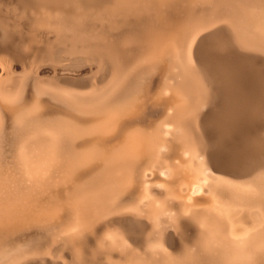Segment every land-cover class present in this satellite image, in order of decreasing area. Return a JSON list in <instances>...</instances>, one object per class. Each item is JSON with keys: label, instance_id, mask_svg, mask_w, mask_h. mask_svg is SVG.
<instances>
[{"label": "rangeland", "instance_id": "obj_1", "mask_svg": "<svg viewBox=\"0 0 264 264\" xmlns=\"http://www.w3.org/2000/svg\"><path fill=\"white\" fill-rule=\"evenodd\" d=\"M17 1L19 4L17 3ZM31 1L33 0H0V96L4 99H14L18 96L19 98H21L22 104L25 109L31 108L33 104H36V101L39 99L38 101L40 102L37 101V104L40 105V109H43L41 110L42 113H40L41 111L39 110L37 111L38 113L30 114V117L27 116L28 119L23 118L26 120H23L24 123L21 122V124L17 126L13 125L14 132H12L11 129V125L14 124L13 121L8 116H6V119V117H3L1 114L0 119L2 120H0V127H4L2 129H6V131H3L7 135H9L8 137L0 128V134L1 136L3 135L2 138L5 135L7 136V138H3V140L0 137V155L1 157L3 155L2 159L0 158V164L2 165L0 166L4 170L3 171L0 168L2 170L0 171V193L3 196L1 197L0 194L1 198H4L5 196L8 198L12 197L14 193L13 188L24 189L26 185L20 173L18 174L19 171L16 170L18 162L17 154L19 152V148L21 147H23V151L33 159H36V157L40 158L41 155L44 157L45 155L48 156V152H51V150L54 151V154L52 153L53 159L56 160L55 165H58L59 169L56 167V171L51 173L49 179L52 182L53 180L55 181L57 176L58 179H56V181L60 180V178L64 174V168L67 167L69 164L73 163L75 161V157L76 161H78V159L82 160L84 158L93 157V155L95 157V155L97 154L96 156H98L99 158L108 155V158L120 160L122 158L121 155L123 153L134 152L138 148L134 153L137 152V154H139V152H141L140 155L142 156L140 157L142 158H139L135 162V166L139 165V163L140 165L145 163L143 165L146 166V163L149 162L148 160L151 159V157H148V155H154L158 152L162 153L163 157H165L166 159L164 160L166 161V163L169 161V164L170 159H176L181 153L179 152V149H182L183 146L187 143L188 146L184 147L190 148V144L192 147L191 150H193L196 156V158L193 157V159L191 160L193 161L192 163L194 165L199 164L200 168L202 167V170H204H201V176H199L197 180L201 178L200 180H203L204 185L207 184V186L205 185L206 188H208L211 183L213 184V186L211 185L208 189H214L213 191L215 195L219 196V194H222L220 195L222 199H233L234 201L236 200L239 203H246L245 205L250 207L259 206V209H261L262 211L264 210V107L258 113H256L251 109H244L241 105H235L234 102L238 99L239 95L243 96L244 94L240 86L238 88L236 87L234 90L229 91L230 96L233 97V103L231 105H227L228 103L226 101L228 94L224 92L223 87L221 88V84L218 83L217 86L216 84L214 86L212 78L210 77L209 73L205 70L197 55L192 58V51H194V49L196 48L195 46L199 42H203L202 40L207 39L209 41H206L203 44L205 47H203L202 53L210 54L214 56L217 61L220 60L224 61L225 63L237 62L236 59L250 61L254 64L255 69L259 75V78L257 77V80L264 88V54L251 53L245 50L243 47V45H248V43H246L244 39L262 38L261 36H259L260 34L255 29H253V27L248 21L245 22L248 13L250 15L251 12H257L258 9H254L253 6L249 9V7H251L249 6L250 4L246 5L249 7H245L244 5L242 13V15H244V18L242 20L244 21L240 22L239 24L237 22L236 15H234L235 13L233 14V11L235 12V9L232 6L226 4H214L212 5V7L209 6L210 9H206L205 11L200 12L197 18H195L196 20L193 22V24L190 25L191 27L186 36L185 43H181L178 47L180 53L183 54L181 57L182 64L179 65V67H176L174 64L167 60L155 62L146 60L147 43L148 40L151 38L148 37V34H145L144 30L148 26L149 30H156L157 28V24L155 23L157 17L155 10H153L152 6L149 7L148 5V7L146 6V9L143 6L142 10L140 8L141 11L139 9H136L137 12L135 10V15H137V17L134 15L135 12L130 11L125 14V17H127L128 20H131L134 23L128 21L125 18V21L127 20V24L122 29L123 31L121 30V32L119 31L115 35L116 37L120 35V41L118 39H110L111 41H114L113 45L115 43V40L116 42H119H117L119 44L118 51L114 52L110 51V46H107L108 48H105L106 44L98 42V40L93 35H91V33L85 31L84 29L81 30V32L79 31L80 29H72L73 31L70 29H57V27H60V24H63L64 19L66 17L65 14H67V17L71 15L73 17L76 16L78 18L80 17L82 19H87L89 20V22H91V25L93 24V26L96 27L97 25L100 26L101 24L105 25V21H108L111 18L110 14L107 11L111 10L112 7L109 8L110 6L105 4H103V6L99 5L98 8L93 6H87L86 8L82 6L76 7L74 3H71L73 4L71 5L70 3H66L63 1L61 2V0H34L33 2ZM26 2L28 3L26 4ZM262 3L264 4V2ZM172 4L175 6H173ZM17 5H21L23 8H19ZM147 8H149L150 10H148ZM160 8L163 12L166 13L179 14L184 9V0H165L161 4ZM64 9L65 11H62ZM66 11L69 13H66ZM77 11L79 14L82 13V15L80 14L81 16H79ZM149 11H153L152 14L151 12L149 13ZM29 12H32V15H28ZM42 12L44 15L42 14ZM47 12L49 14H47ZM72 13L75 15H72ZM145 13L146 19H144L145 17L143 15ZM35 15L36 19L34 17ZM41 16L44 22H42L43 20H40ZM148 16H150L151 18ZM132 17H136L140 20L136 22ZM57 18L58 20L60 18V20L58 21ZM147 18L150 22L147 21ZM26 20L27 24L25 23ZM141 20H143V22ZM30 21L32 22V24L30 23ZM39 21H41L42 25L41 23H38ZM53 22L57 23L58 25H52L54 24ZM141 22L143 24H147L148 26L143 25ZM45 23H47L48 25H46ZM154 23L156 26L154 25ZM247 23H249V25ZM29 25L30 27L32 26L34 29L30 28ZM146 30H148V28ZM154 32L157 35V32ZM93 38H95L96 41ZM138 38L140 39V41ZM145 39L147 40V42ZM74 41L76 44H73ZM68 42L69 46L66 47V45H68L66 43ZM72 45L75 46L73 47ZM69 47H71V50L69 49ZM248 47L250 46L248 45ZM251 49L252 47L250 48V50ZM195 63H198V66L202 70H204L206 74V77L209 81L208 85L210 95L206 84L203 80L200 79V76L195 69ZM139 70H143V72L139 74ZM252 70L254 71V69H250L248 65L244 64V67L242 69L243 75L245 77L244 79H249L248 76H250V73L253 72ZM217 77L220 79L221 76ZM26 83L28 86L31 87L32 85H36L37 88L33 86L34 88L32 87V90V88L29 87L31 88L30 94L29 88ZM25 85L27 88H25ZM185 85L187 86L190 95L185 93ZM215 88L218 89L217 94L215 92ZM40 89L42 92L44 91L46 93L43 92V95ZM158 91L161 92V96L158 101L153 102V104L149 97L154 95ZM40 93L42 94V97ZM34 96L36 97L34 98ZM37 96L43 99H40L39 97L37 98ZM53 96L58 97L60 100L58 98H54L58 99V101L54 100ZM36 98L37 100H35ZM47 99H50L51 101ZM29 102L30 104H28ZM171 103L172 106L170 105ZM55 105H58L60 107L59 111V107H56ZM39 113L41 115L40 118V115H38ZM66 113H68L69 115L71 114L70 117L69 115L65 117L67 115ZM145 113H147L146 116L144 115ZM50 114L52 117H56L55 119L53 118L54 121L52 118L50 120ZM35 115L37 116L35 117ZM57 115H60V119H58ZM61 115H63V117H61ZM2 117L5 119H3ZM44 117H46V119ZM33 118L34 120L32 121ZM160 118L163 119L161 120ZM44 119L46 121H43ZM3 120H5L4 123H1L3 122ZM197 120L200 129H202L201 131L204 130L202 133L203 136L205 134H208L204 136V139L206 138V144L209 142L211 143V148L209 143V148L206 150L207 153L211 151V158L214 162L217 161L225 165L236 164L238 159L244 152L245 144H248L251 140H253L254 146L251 144V147L249 148L248 152L244 154V156L242 157L243 160L240 163V167H238V170H222L219 173H215L214 171L212 172L211 170L213 175L210 173L209 166L205 160L206 156L202 151V144L197 136ZM201 121L203 123H201ZM27 123H31V125L33 126H31L30 124L28 125ZM230 123L235 124L237 129L233 133L227 135ZM1 124H6V127L2 126ZM34 126L37 127L35 128ZM27 127L30 128L28 129ZM31 127H33V129H31ZM205 127L207 133L205 131ZM163 128L172 129L173 135L164 136V134L162 133ZM26 129L28 130L27 132ZM34 129H37L38 131H35ZM29 132H32L36 136L31 135V133ZM10 134H14L16 135V137H13V139ZM30 135L34 136L35 138L31 137ZM48 135H53V137L58 136V138L56 137L58 141H60V146L58 147L56 145L58 148L56 146L55 149L49 146L46 147L48 144L47 142H49L50 140V137L48 139ZM64 135L67 137H65ZM71 135L73 136L70 137ZM218 136L223 139V143L217 144L216 146H212V143L215 144L216 138ZM73 137H75L76 139L80 138V143L79 141H76V139H72ZM134 137L137 139V142H140V144H134L136 142H134ZM143 137L146 138L145 143L142 141L145 139ZM27 138L32 139L31 141H28ZM43 138H45V140ZM83 138L84 141H82ZM33 139L35 140V142ZM182 139L185 141L183 142ZM9 140H11V142H9ZM46 140L47 144L45 143ZM175 140V145H172V142ZM180 140L181 142H183V145H181L182 143L180 142ZM13 141H17V143H14ZM41 141L43 142L41 143ZM1 142L4 145H2ZM72 142L78 143H76L75 145ZM178 142H180V144H177ZM6 143H9L8 145L10 146L8 147ZM10 143L13 144L11 145ZM27 143H30L29 146L33 147L30 148ZM122 143H124V145H122ZM141 143H144V145H141ZM15 144L17 145L15 146ZM138 144L142 146V150L148 147V149L146 150L148 151V153L150 151L151 152L149 154L147 153L148 155H144L146 153H144L143 151L146 150L142 151L140 149L141 147H138ZM145 145L148 146L146 147ZM176 145L178 146L176 147ZM179 145L181 148L179 147ZM93 146L96 147L95 150ZM121 146L123 147V150H127L129 148L128 151L121 150ZM132 146H134L135 149ZM258 146H263V148H258ZM5 147H8L9 149ZM74 147H78V150L74 149ZM166 147L170 148V151H168L169 149L166 150ZM36 148L38 149V151ZM115 148L116 150L118 149V151H116ZM26 149H28L29 153ZM8 150L12 151H10V153H7L9 152ZM183 150L185 149L183 148L181 151ZM33 151L35 152L33 153ZM74 151L76 152V154ZM112 152L117 153L113 154ZM169 152H171V154H169ZM57 154L60 157H58ZM112 154L114 155V157H110ZM77 157L79 158L77 159ZM168 157H170L169 160ZM68 159L69 161L71 159V162H69V164ZM145 159L147 161H145ZM64 162L66 165L63 164ZM89 162L93 161H88V164ZM176 162L177 161L170 164L174 165ZM3 163L5 165H8V170L10 168L12 169H10V173H7L6 171L8 170L4 169L7 167L3 168ZM94 163L91 166L90 164L92 163L88 165L89 170H86V167L83 168V170L85 171L82 172H80L82 168L79 169V171H77L78 168L77 170L75 169V171H73L74 174L72 173V176L75 178V180L72 181L71 179L73 177H69V182L66 181L65 184L64 182H55V184L52 183L51 186H49V190L47 192L52 191L50 190V188H53L54 192H50L48 194L60 193L59 195L61 196L60 197L57 194L59 196V199H56V201H47L48 208H57L56 211L54 210V212L52 211L53 213L51 212L50 214V217L52 218H50V220L55 221L56 224H52L54 222L51 223L49 220H47V223L44 222L46 223V225H40L39 223V226L38 223H34L35 226H38L36 228L34 226L32 227L31 223L29 225L26 219V217L33 218L36 214L30 213L29 216H21L22 219H20L21 214L15 216L19 220H23L22 222L20 221L21 223L19 222L20 224H26V228L24 229V231L19 233V236L22 237V240L24 239V237L27 239V236H30L31 233H33L34 235L31 234L32 237L29 238L30 240L27 239L28 241H30L29 243L28 241H26V239L25 241L20 240L22 243L20 241L19 243L16 238L20 237H17V234V236H11V241L16 239V241H13L16 243L12 242L14 245L7 237L0 239V245L3 247L4 250H7V248L9 249L8 243L10 242V246L13 245L11 247L14 248L11 252H8L13 254L15 252L18 255L16 256L15 254V256L13 257L12 254L8 255V252H6L5 250V253H7L8 257L11 256V259L8 260L7 257V262H2L3 260H5L3 254L4 250L2 249V251L0 249V251H2L0 257H2L3 255V260L0 259L2 260L0 261L2 264H123L124 261L125 264L127 261L129 264H218L219 262V264H235L236 262V264H241V262H244L243 264H247V262L248 264H253L254 262V264H257V262L258 264H264V257H261L262 255L264 256V230L261 228L264 227V225L259 228H256L255 230L250 231L251 233L248 232L247 235L242 238L233 239V237L229 234L227 224L224 223L223 220L220 221L219 218L213 217L208 218L207 221L203 222L202 219L200 220V217H198V219H195L197 218L195 212L185 211L186 209H183L181 201H179V199H175L172 196L163 195L164 192L160 190L156 183H146L148 184L147 187L145 184H143L144 186L140 184L143 179L142 175L144 173L142 172L144 171L143 165V167L141 166V168H139V166H136L139 168V170H137L138 174L140 171L139 175L135 172V170L138 168L133 171V177L136 180H138L140 177L138 181L139 183L137 181L136 182L137 184H139V189L142 194L141 197H139L138 199L134 197L127 199L126 196L128 195L126 193V196L122 194L123 198L127 201H120L116 205L115 203H112L113 205L108 204L110 205L109 208L107 205L108 202L106 203L104 200H102L101 202L99 198V201L98 199H96L97 201L95 202V200L93 201L92 199V202L89 201V204L86 205V208L88 206L85 211L86 213H81L82 215L80 216V218L82 220L81 222L83 223V225H80V227L76 229L70 228V225L74 220V215H71V212H68L71 210L70 198L67 195H61L62 190L66 186L68 188L70 187V185H73V183L75 184L81 174V178L79 179H82V176L87 177L90 176L88 174L95 173V167L100 165L101 162L100 164L95 163L96 166ZM97 168H99V166ZM231 171L232 173H230ZM83 172L85 174H83ZM204 172L205 174L203 175ZM11 173H16V177L13 176ZM76 173H78L79 176H77ZM134 173H136V175L138 176H136ZM231 174L234 177H232ZM53 175H55L56 177ZM74 175L77 177H75ZM157 175L156 178L161 179V176L159 174ZM8 176H10V178ZM238 176H240L241 179ZM52 177H55V179L52 180ZM178 178L179 177H176L173 182L175 183V180H178ZM205 178L210 182L206 180L204 181ZM50 180L48 181L50 182ZM172 180L173 179H171V181ZM8 181L9 183L6 184V182ZM11 181L15 182H13L12 184ZM3 182L5 183L4 185H2ZM56 183H58L59 186H63L60 187L61 190L58 189L59 186ZM217 185L218 190L217 188H214ZM8 186H10V188H5ZM136 189H138V186L136 187ZM6 190L11 193L8 192V194ZM130 190H132V188ZM225 190L227 192L225 193L226 195H224L223 193ZM3 191L5 192L4 195ZM128 192L129 191L127 190V193ZM157 192L160 193V197L158 196L159 193ZM234 194H236L237 196H234ZM156 195L158 198L156 197ZM64 196L66 197V199L63 198ZM244 196H246V198ZM165 197L166 199H163ZM206 198L207 197H204L202 199V197H200V200H204ZM61 199L64 202L63 205L62 201H60ZM153 199H155V201ZM39 201L41 202L40 199L38 200V202ZM173 201L176 204H174ZM99 202L103 205H100ZM121 203L123 205H121ZM170 203L174 207L178 204V207L176 206L175 208H173ZM168 204L170 205L168 207L169 211L167 208ZM104 206H106L107 209H105L106 207ZM62 208L64 210L66 209V211L68 210L67 216L66 212L65 214H63L64 212ZM102 208H104L105 210ZM58 209L60 210L58 211ZM162 209H165L166 213L165 210L163 213ZM158 210H162V213L161 211L158 213ZM60 211H62V217L61 219H56L59 214L60 218ZM163 215L167 216H165L164 218ZM10 216L11 217L4 216L2 219H0L1 223L5 222L9 224V222H11V227L12 224L14 226L15 223L18 225L19 223L17 222V220L15 222V218H12L14 217V214L13 216ZM167 217H169L170 220H168ZM174 217L175 220L171 221L174 219ZM9 219L11 221H9ZM55 219L57 220V222ZM64 219H69V221H65ZM70 220L72 221L71 223H69ZM218 220L220 221V223ZM59 221H61L62 223L60 222V224H58ZM64 222H68V225H65L66 223ZM44 223L42 222V224ZM129 224L131 226H129ZM221 224H223L224 226H221ZM52 225H59L60 227H52ZM5 226L7 227V225ZM215 226H218L216 227L217 229L213 228ZM50 227H52L51 230ZM1 228L2 227H0V229ZM220 228H222V231L219 230ZM32 230L36 231L37 233L32 232ZM50 231L52 232V234ZM202 231L207 232L206 236H209V239L211 241L206 238L205 234ZM223 231H226L228 234L226 232L224 234ZM221 232H223V234ZM49 233L50 235H48ZM209 233L212 234L209 235ZM72 234L73 236H69V238L68 235ZM218 234H220L221 236ZM44 235H47L45 236L46 238L48 237L47 239H54L47 240ZM219 237H222V239L225 238L228 244L225 240H222ZM43 239L45 241H43ZM236 239L238 240V242L236 241ZM5 240H7L8 242L6 243ZM214 241H216L217 243L214 244ZM245 242L247 244H244ZM73 244L75 246L72 247ZM217 244L221 247H219ZM37 245L39 246L37 247ZM241 245H243L244 247ZM217 246L219 248H216ZM245 247L248 248L246 249ZM228 250L230 251V253L228 252ZM243 250L248 251L245 252ZM21 251L24 252L21 253ZM232 253H234L235 255ZM239 253L240 255L243 254L245 256L240 257ZM7 255L5 254V256ZM246 257L249 259V261ZM228 258L229 260L227 261ZM236 258L241 261L239 262ZM213 259H222V261H215ZM261 261L263 262L261 263Z\"/></svg>", "mask_w": 264, "mask_h": 264}, {"label": "bare ground", "instance_id": "obj_2", "mask_svg": "<svg viewBox=\"0 0 264 264\" xmlns=\"http://www.w3.org/2000/svg\"><path fill=\"white\" fill-rule=\"evenodd\" d=\"M34 1V0H33ZM33 1H31V2H33ZM38 1V0H37ZM42 1V0H41ZM51 1V0H50ZM52 1H60V0H52ZM66 2V3H74L75 5H76V7L77 6H82V7H84V8H86L87 6H93V7H97L98 8V6L99 5H102L103 6V4H105V5H108V6H110L109 8H111L112 7V9L111 10H106L109 14H110V16H111V18L108 20V21H105V25L104 24H101L100 26H98L97 25V27L96 26H93V24L91 25V22H89V20H87V19H82V18H78V17H73V16H71V15H69L68 17H67V14H65L66 15V17H65V19H64V22H63V24H60V27H57V29H70V30H78V29H80L79 31L81 32V30H85V31H88L89 33H91V35H93L97 40H98V42H100V43H103V44H106V46H105V48H108L109 46H110V51H114V52H116V51H118V48H119V42L117 43L116 42V40L118 39L119 40V38H120V35H118L117 37L115 36L116 35V33L117 32H121V30L124 28V26L127 24V20H128V18L127 17H125V14H127V12H135V10L137 9H139L140 10V8H141V10H142V7L144 6L145 7V9H146V6L148 7V5H149V7L150 6H152L153 7V10H155V13H156V24H157V28H156V30H149V26L147 25V24H143L142 22H143V20H141L142 22V24L143 25H147L148 27V30H146L147 28H145V30H144V32H145V34L147 35H149L148 37L149 38H151V39H149L148 40V43H147V50H146V57H147V61H151V62H155V61H165V60H167V61H170L172 64H174L176 67H179V65H181L182 64V54L183 53H180V51L178 50L179 48V45L181 44V43H185V41H186V36H187V34H188V32H189V30H190V25L191 24H193V22L196 20L195 18H197V16H198V14L200 13V12H203V11H205L206 9H210V7H212V5H214V4H226V5H229V6H232L234 9H235V12L233 11V14L234 15H236V19H237V22H238V24L240 23V22H242V21H244V20H242L243 18H244V15H242V13H243V6L245 5V7H249V6H251V7H249V9L250 8H252V6L254 7V9H258L257 10V12H251V14L249 15V13H248V16H247V18L245 19V22L246 21H248L249 23H250V25L253 27V29H255L260 35L259 36H261L262 38H260V39H244L245 40V42L246 43H248V45L250 46V47H248V45L246 46V45H243V47H244V49L245 50H247V51H249V52H251V53H260V54H264V4L262 3V2H264V0H184V9H183V11H181L179 14H172V13H166V12H163L162 10H161V4L165 1V0H61V2ZM72 1V2H71ZM21 2V1H20ZM29 2V1H28ZM28 2H26V4L28 3ZM17 3H18V1H17ZM22 3V2H21ZM30 3V2H29ZM42 3V2H41ZM262 3V4H261ZM15 4V3H14ZM19 4V3H18ZM248 4H250L249 6H246V5H248ZM71 5H73V4H71ZM173 5V4H172ZM16 6V5H15ZM19 8L20 7H22L21 5H17ZM173 6H175V5H173ZM172 6V7H173ZM210 6V7H209ZM218 6V5H217ZM183 7V6H182ZM15 8V7H14ZM18 8V9H19ZM23 8V7H22ZM45 8V7H44ZM56 8H58V7H56ZM73 8H75V7H73ZM100 8V7H99ZM226 8V7H225ZM232 8V9H233ZM16 9H17V7H16ZM40 9V8H39ZM48 9V8H47ZM46 9V10H47ZM106 9V8H105ZM148 10H150L149 8H147ZM233 9V10H234ZM15 10V9H14ZM44 10V9H43ZM89 10V9H88ZM137 10H136V12H137ZM140 10V11H141ZM169 10V9H168ZM230 10V9H229ZM253 10V9H252ZM21 11V10H20ZM29 11V10H28ZM50 11H52V10H50ZM62 11H65V9L64 10H62ZM67 11H69V10H67ZM66 11V13H69V12H67ZM245 11V10H244ZM49 12V11H48ZM47 12V14H49ZM136 12L134 13V15L136 14ZM143 12H145V11H143ZM143 12H139V13H143ZM151 11H149V13H150ZM153 12V11H152ZM152 12H151V14H152ZM32 13V12H31ZM30 12L28 13V15H32ZM45 13H46V11H45ZM56 13V12H55ZM77 13H78V11H77ZM85 13V12H84ZM148 13V14H149ZM20 14V13H19ZM39 14V13H38ZM42 14H43V12H42ZM46 14V15H47ZM71 14V13H70ZM79 14V13H78ZM81 15H82V13H80ZM79 14V16H81ZM150 14V15H151ZM44 15V14H43ZM72 15H75V14H73L72 13ZM144 15V19H146V13L145 14H143ZM20 16V15H19ZM87 16V15H86ZM128 16V15H127ZM136 17H137V15H135ZM138 16H139V14H138ZM35 17V19H36V15L34 16ZM46 17H50V16H46ZM89 17V16H88ZM136 17H132L133 19H134V21H138V20H140V19H137ZM143 17V16H142ZM148 17H150V16H148ZM155 17V16H154ZM20 18V17H19ZM73 18V19H72ZM96 18V17H95ZM125 18L127 19L126 21H125ZM132 18H130V19H132ZM139 18V17H138ZM151 18V17H150ZM22 19V18H21ZM26 19V18H25ZM38 19V18H37ZM152 19H155V18H152ZM172 19V20H171ZM235 19V20H236ZM24 20V19H23ZM28 20V19H27ZM27 20H26V24H27ZM40 20L42 21L43 19H42V16L40 17ZM57 20H58V18H57ZM59 20H60V18H59ZM58 20V21H59ZM41 21H39L38 23H41ZM46 21H48V20H46ZM128 21H130V22H132V23H134L133 21H131V20H128ZM145 21V20H144ZM147 21H149V19L147 18ZM147 21H146V23H147ZM154 21V20H153ZM42 22H44V20L42 21ZM52 22V21H51ZM129 22V23H130ZM150 22V21H149ZM244 22V23H245ZM30 23L32 24V22L30 21ZM29 23V24H30ZM54 23V22H53ZM128 23V24H129ZM139 23V22H138ZM138 23H136V24H138ZM140 23V24H141ZM145 23V22H144ZM151 23H152V21H151ZM155 23H154V25H155ZM249 23H247L248 25H249ZM46 25H48L47 23H45ZM57 23H54V24H52V25H56ZM139 24V25H140ZM246 24V25H247ZM38 25H40V24H38ZM38 25H37V27H38ZM41 25H42V23H41ZM58 25V24H57ZM153 25V26H154ZM236 25V24H235ZM34 26V25H33ZM156 26V25H155ZM29 27H30V25H29ZM48 27H50V26H48ZM152 27V26H151ZM30 28H33L32 26L30 27ZM34 29V28H33ZM126 29V28H125ZM141 29V28H140ZM152 29V28H151ZM154 29H155V27H154ZM72 30V31H73ZM143 30V29H142ZM172 30V31H171ZM123 31V30H122ZM154 31H156L157 32V35H156V33L154 32ZM159 31V32H158ZM47 32V31H46ZM83 32V31H82ZM141 32V31H140ZM214 32V31H213ZM212 33V32H211ZM86 34V33H85ZM121 34V33H120ZM140 34V33H139ZM138 34V35H139ZM144 34V33H143ZM144 34V35H145ZM214 34V33H213ZM122 35H123V33H122ZM122 35H121V37H122ZM143 35V36H144ZM95 38H93L94 40H95ZM146 38V37H145ZM109 39V40H108ZM110 39H116L115 40V43H114V45H113V42L114 41H111ZM139 39V38H138ZM146 40V39H145ZM144 40V41H145ZM96 41V40H95ZM120 41V40H119ZM139 41H140V39H139ZM144 41H142V42H144ZM203 42H199L195 47V49H194V51H192V58H194V56L195 55H197V57H198V59L200 60V62L202 63V65L204 66V68H205V70L209 73V75H210V77L212 78V80H213V82H214V86H215V84H216V86H217V84L218 83H220L221 84V88L223 87V90H224V92L225 93H227L228 94V96H227V105H231L232 103H233V97L232 96H230V93H229V91H231V90H234L236 87L238 88L239 86H240V88L243 90V92H244V94H243V96H240L239 95V97H238V99L234 102V104L235 105H241L244 109L246 108V109H251V110H253V111H255L256 113H258L263 107H264V99H263V94H264V88L262 87V85L259 83V81L257 80V77L259 78V75H258V73H257V71H256V69H255V66H254V64L253 63H251L250 61H245V60H241V59H236V61L237 62H231V63H225L224 61H217L216 60V58L214 57V56H212V55H210V54H207V53H202V51H203V47H205L203 44L206 42V41H209V40H207V39H204V40H202ZM71 42H73V41H71ZM146 42H147V40H146ZM242 42V41H241ZM66 44H68V45H66V47H68L69 46V42L68 43H66ZM72 44V43H71ZM73 44H76L75 43V41H74V43ZM142 44H144V43H142ZM73 47L75 46V45H72ZM108 46V47H107ZM252 47V49L250 50V48ZM71 47H69V49H70ZM255 48V49H254ZM112 49V50H111ZM257 49V50H256ZM71 50V49H70ZM73 50V49H72ZM181 50V49H180ZM182 51V50H181ZM123 62V61H122ZM123 64V63H122ZM145 64V63H144ZM244 64L245 65H248L249 67H250V69H254V71L253 72H251L250 73V76H248L249 77V79L248 80H246V79H244L245 77H244V75H243V72H242V69H243V67H244ZM195 69H196V71L198 72V74H199V76H200V79L201 80H203L204 81V83L206 84V86H207V89H208V91H209V85H208V79H207V77H206V74H205V72H204V70H202L199 66H198V63L196 64L195 63ZM124 66H126V65H124ZM123 68V67H122ZM143 72V70H139V74H141ZM159 73H161V72H159ZM159 76H160V74H159ZM217 76H221L220 77V79L217 77ZM162 77V76H161ZM163 78V77H162ZM165 79V78H164ZM222 82V83H221ZM245 82V83H244ZM34 83V82H33ZM30 84V83H29ZM26 85H27V83H26ZM26 85H25V88H27L26 87ZM28 86V85H27ZM34 85H32V87H33ZM29 87H31V86H28V88ZM31 87V88H32ZM34 87H36V85L34 86ZM33 87V88H34ZM31 88H29V93H30V89ZM33 88H32V90H33ZM37 88V87H36ZM220 88V89H221ZM27 91V90H26ZM40 91H41V89H40ZM40 91H38V92H40ZM184 91H185V93L186 94H189L190 95V92H189V90H188V88H187V86L185 85V88H184ZM217 91H218V89H216L215 88V92H216V94H217ZM25 92V91H24ZM32 92V91H31ZM37 92V91H36ZM42 92V91H41ZM44 92V91H43ZM43 92H42V94H43ZM33 93V92H32ZM44 93H46V92H44ZM31 94V93H30ZM37 94V93H36ZM41 94V93H40ZM42 94H41V97H42ZM44 95V94H43ZM49 95H51V94H49ZM49 95H48V97H49ZM209 95H210V91H209ZM160 96H161V92L160 91H158V92H156L154 95H152V96H150L149 97V99L151 100V102L153 103V102H157L158 101V99L160 98ZM22 97V96H21ZM36 96H34V98H35ZM39 96H37V98H38ZM46 97V96H45ZM44 97V98H45ZM47 97V98H48ZM51 97V96H50ZM8 98V97H7ZM26 98V97H25ZM37 98L35 99V100H37ZM40 98V97H39ZM52 98V97H51ZM54 98H58V97H55V96H53V99ZM40 99H43V98H40ZM59 99V98H58ZM58 99H54V100H57L58 101ZM62 99V98H61ZM39 100V99H38ZM37 100V101H38ZM47 100H50V99H47ZM60 100V99H59ZM178 100V99H177ZM27 101V100H26ZM26 101H24V102H26ZM30 101V100H29ZM37 101H36V104L34 105L33 103V106L31 107V108H29V109H25L24 108V106H23V104H22V101H21V98H19L18 96L16 97V98H14V99H4L3 97H1L0 96V118H1V114H2V116L3 117H6V116H8L12 121H13V123L14 124H12L11 126H12V132H14L13 130V125L15 126H17V125H19V124H21V122L22 123H24L23 122V120H25V119H23V118H26V119H28L27 118V116L28 117H30V114H33V113H38L37 111H41V110H43V109H40V105L39 104H37ZM51 101V100H50ZM56 101V102H57ZM32 102V101H31ZM38 102H40V101H38ZM46 103H47V101H46ZM45 103V104H46ZM50 103V102H49ZM58 103V102H57ZM64 103H66V102H64ZM28 104H30V102L28 103ZM52 104V103H51ZM154 104V103H153ZM162 104V103H161ZM50 105V104H49ZM63 105V104H62ZM65 105V104H64ZM171 106H172V103L170 104ZM29 106V105H28ZM56 106V105H55ZM56 107H59L58 105L56 106ZM42 108V107H41ZM60 110V107L58 108V111ZM64 111V110H63ZM63 111H61V112H63ZM66 111V110H65ZM40 113H42V111L40 112ZM40 113L38 114V115H40ZM172 113V112H171ZM67 115L65 116V117H67L69 114L68 113H66ZM146 114L147 113H145L144 115L146 116ZM173 114V113H172ZM47 115H49V114H47ZM71 115V114H70ZM70 115H69V117H70ZM37 115H35V117H36ZM50 116H51V114H50ZM56 116V115H55ZM58 116V119H60L59 117H60V115H57ZM2 117V118H3ZM41 117V115L39 116V118ZM61 117H63V115H61ZM45 119H46V117H44ZM50 118V120H51V118L53 119L54 117H49ZM56 118V117H55ZM54 118V119H55ZM72 118V117H71ZM3 119H5V118H3ZM6 119H7V117H6ZM43 120V121H46V120ZM54 119H53V121H54ZM73 119H74V114H73ZM161 119V118H160ZM163 119V118H162ZM161 119V120H162ZM0 120H2V119H0ZM31 120V119H30ZM34 120V118L32 119V121ZM37 120V119H36ZM40 120V119H39ZM47 120H48V118H47ZM4 121L5 120H3V122H1V123H4ZM11 121V122H12ZM26 121V120H25ZM28 121V120H27ZM57 121H60V120H57ZM31 122V121H30ZM42 122V121H41ZM6 123V122H5ZM201 123H203L202 121H201ZM7 124V123H6ZM6 124L5 125H3V124H1L2 126H5L6 127ZM28 124V123H27ZM30 125H31V123H29ZM28 124V125H29ZM33 124H35V123H33ZM40 124V123H39ZM9 125V124H8ZM26 125V124H25ZM37 125V124H36ZM31 126H33V125H31ZM196 126H197V136H198V138H199V140H200V142H201V144H202V151H203V153H204V155L206 156V163L208 164V166H209V171H210V173L212 174V172L214 171L215 173H219L220 171H222V170H234V169H237L238 170V167H240V163L242 162V157L244 156V154H246L247 152H248V150H249V148L251 147V144L253 145V140H251L248 144H245V149H244V152H243V154L240 156V158L238 159V161H237V163L236 164H234V165H225V164H222V163H219V162H217V161H213L212 160V158H211V151H209L208 153H207V150L206 149H208L209 147H208V145H209V143H207L206 144V138L204 139V136L205 135H208V134H205L204 136H203V131H201L202 129H200V126H199V124H198V120H197V123H196ZM195 126V127H196ZM204 126H205V118H204ZM203 126V127H204ZM7 127H9V126H7ZM35 128L37 127V126H34ZM202 127V126H201ZM1 128V127H0ZM2 128H4V127H2ZM1 128V130L3 131L4 129H2ZM28 129L30 128V127H27ZM10 129V130H11ZM31 129H33V127H31ZM38 129V128H37ZM36 129V130H37ZM237 129V127H236V125L235 124H233V123H230L229 124V131H228V133H227V135L228 134H231V133H233L235 130ZM35 130V129H34ZM33 130V131H34ZM35 130V131H36ZM4 131H6V129L4 130ZM3 131V132H4ZM28 130L26 129V132H27ZM31 131V130H30ZM38 131V130H37ZM205 131H206V133H207V130H206V127H205ZM16 132V131H15ZM85 132V131H84ZM172 132H173V130L172 129H169V128H163L162 129V133L164 134V136L166 135H173L172 134ZM1 133V132H0ZM5 133V132H4ZM29 133H31V135H35V134H33L32 132H29ZM28 133V134H29ZM35 133V132H34ZM6 134V133H5ZM16 134V133H15ZM24 134H26V133H24ZM40 134H42V133H40ZM181 134V133H180ZM7 135V134H6ZM4 136L3 138H7V136L9 137V135H7V136ZM11 135V134H10ZM13 135V136H12ZM11 135V137L13 138V137H16V135H14V134H12ZM30 135V136H31ZM80 135V134H79ZM78 135V136H79ZM81 135H82V133H81ZM184 135V134H183ZM182 135V136H183ZM3 136V135H2ZM2 136H1V134H0V137L2 138ZM36 136V135H35ZM38 136H39V134H38ZM47 136V135H46ZM45 136V137H46ZM61 136V135H60ZM59 136V137H60ZM65 136V135H64ZM73 135H71L70 137H72ZM75 136V135H74ZM178 136H179V134H178ZM10 137V138H11ZM25 137H26V135H25ZM31 137H34V136H31ZM41 137V136H40ZM42 137H43V135H42ZM49 137H50V140H49V142H47V140L49 139ZM57 138H58V136H56ZM56 137H53V135H48V139H47V137H46V141H45V143L47 144V146L46 147H51V148H54L55 149V146L57 145L58 147L60 146V141H58V139L56 138ZM63 137V136H62ZM65 137H67V136H65ZM83 137V136H82ZM176 137H177V135H176ZM3 138H2V140H3ZM9 138V139H10ZM35 138V137H34ZM64 138V137H63ZM63 138H62V140H63ZM135 138V137H134ZM143 138H145V137H143ZM181 138V137H180ZM14 139V138H13ZM28 139V141H31V139L32 138H27ZM26 139V140H27ZM30 139V140H29ZM38 139V138H37ZM36 139V140H37ZM41 139V138H40ZM44 140H45V138H43ZM59 139H61V138H59ZM71 139V138H70ZM72 139H76L75 137H73ZM85 139H86V137H85ZM87 139H88V134H87ZM25 140V139H24ZM34 140V139H33ZM42 140V139H41ZM43 140V141H44ZM80 138H77L76 139V141H79V143H80ZM90 140V139H89ZM116 140V139H115ZM139 140V139H138ZM7 141V140H6ZM43 141H41V143L43 142ZM70 141V140H69ZM73 141V140H72ZM82 141H84V138H83V140ZM81 141V142H82ZM127 141V140H126ZM136 141V142H135ZM144 143H145V141H146V138L144 139V140H142ZM182 141L184 142L185 140H183L182 139ZM9 142H11V140H9ZM14 142V141H13ZM16 143H17V141H15ZM14 142V143H15ZM25 142V141H24ZM33 142V141H32ZM31 142V143H32ZM34 142H35V140H34ZM37 142V141H36ZM65 142V141H64ZM134 144H137V143H139L140 144V142H137V139L135 138V140H134ZM174 142H176V140L175 141H173L172 142V145L174 144L175 145V143ZM180 142H181V140H180ZM180 142H178L177 144H180ZM183 142H181L182 144L181 145H183ZM188 142V141H187ZM2 143V142H1ZM67 143V142H66ZM72 143H74V142H72ZM76 143H78V142H75L74 144L76 145ZM126 143V142H125ZM144 143L142 144L141 143V145H144ZM147 143V142H146ZM221 143H223V139L220 137V136H218L217 138H216V142H215V144L214 143H212V146H216L217 144H221ZM255 143V142H254ZM7 145L9 144V143H6ZM11 145L13 144V143H10ZM25 144V143H24ZM28 144V143H27ZM30 144V143H29ZM29 144H28V146H29ZM33 144V143H32ZM39 144H40V142H39ZM38 144V145H39ZM65 144V143H64ZM138 144V147L140 146ZM185 144V143H184ZM2 145H4L3 143H2ZM1 145V146H2ZM17 144H15V146H16ZM36 145H37V143H36ZM74 145V146H75ZM122 145H124V143H122ZM171 145V146H172ZM207 145V146H206ZM10 145H8V147H9ZM35 146V145H34ZM41 146H43V145H41ZM56 146V147H57ZM62 146V145H61ZM92 146V145H91ZM117 146V145H116ZM135 146V145H134ZM134 146H132V147H134ZM146 147L148 146V145H145ZM170 146V147H171ZM178 145H176V147H177ZM184 146H188V144L186 143ZM183 146V148L185 149V150H183V151H181L182 149H179V152H181L180 154H179V156L176 158V159H174V160H172V159H170V163H173V162H175V161H177L174 165H171L170 163L168 164V162L166 163V159H165V157H163V155H162V153H155L154 155H150L149 153L151 152H149L148 153V151L146 150V149H148V147L147 148H145L144 146V148L145 149H143V150H146V151H143L142 150V146H140L139 148L144 152V153H146V154H144V155H148V157L150 156L151 157V159L150 160H148L149 162H147L146 163V166H144L143 164H145V163H143V164H141L140 165V163H139V165H136V166H139V168H141V166L143 165L144 166V171H142V172H144L143 173V175H142V181H141V183L140 184H145L146 185V187L148 186V184H146V183H151V182H153V183H156L157 184V186L160 188V190L162 191V192H164V194L163 195H165V196H172L173 198H175V199H179V201H181V205H182V207H183V209H186L185 211H193V212H195L196 213V216H197V218H195V219H198V217H200V220L202 219L203 220V222L204 221H207L208 220V218H219L220 219V221L221 220H223L224 221V223H226L227 224V228H228V231H229V234H230V236H232L233 237V239L234 238H242V237H244V236H246L247 235V233L248 232H250V231H252V230H255L256 228H259V227H261L262 225H264V214H262V213H264V210L262 211L261 209H259L258 207H250V206H247V205H245L244 203H239V202H237L236 200L234 201L233 199H222L221 197H220V195H222V194H219V196L218 195H215V193H214V189H212V190H209L208 188H210V186L212 185L213 186V184H211L210 183V186L208 187V188H206L205 187V185L207 186V184H205L204 185V182H203V180H200V179H198L197 180V178L199 177V176H201V172L202 171H204V170H202L203 168L201 167L200 168V166H199V164L197 165H194L192 162L193 161H191L192 159H193V157H195L196 158V156H195V154H194V152H193V150H191V145L189 144V147L190 148H186V147H184ZM254 146V145H253ZM8 147H5V148H8ZM27 147V146H26ZM30 148H32L33 146H29ZM57 147V148H58ZM83 147V146H82ZM94 147V146H93ZM119 147V146H118ZM117 147V148H118ZM122 147V146H121ZM120 147V148H121ZM174 147V146H173ZM172 147V148H173ZM179 147H180V145H179ZM178 147V148H179ZM4 148V149H5ZM35 148V147H34ZM42 148V147H41ZM56 148V149H57ZM63 148H64V146H63ZM87 148V147H86ZM95 148L96 147H94V150H95ZM119 148V149H120ZM137 148V147H136ZM171 148V149H172ZM177 148V149H178ZM181 148V147H180ZM210 148H211V143H210ZM258 148H263V146H258ZM9 149V148H8ZM37 149V148H36ZM48 149H50V148H48ZM60 149V148H59ZM62 149V148H61ZM74 149H77L78 150V147L76 148V147H74ZM80 149H81V147H80ZM97 149H98V147H97ZM129 149V148H128ZM128 149L127 150H123V147L121 148V150H123V151H128ZM134 149H135V147H134ZM138 149V148H137ZM136 149V150H137ZM139 149V150H140ZM150 149V148H149ZM167 149H169L168 151H170V148H167L166 147V150ZM7 150V149H6ZM24 148L23 147H21V148H19V152H18V158H17V166H16V170H18L19 172H18V174L20 173V175H21V177H22V179H23V181H24V183L26 184L25 185V187H24V189H22V188H20V189H22V190H20V189H18L17 187V189H14L13 188V195H12V197H4V198H1V197H3L2 196V194H1V197H0V219H2L4 216H7V217H11L10 215H12L13 216V214H14V217H12L13 219L15 218V222H16V220H17V222L19 223L21 220H19L17 217H15L16 215L18 216V214H21L20 215V219H22V217L21 216H23V217H25V216H29V214L30 213H33V214H36V215H34L35 217H26V219H27V223H29V225H30V223L32 224V227L34 226V227H38L37 225L35 226V224L34 223H38V225H39V223H40V225H46V223H47V220H49L51 223L52 222H54V223H52V224H56L55 223V221H51L50 220V214H51V212L53 211L54 212V210L56 211V209L53 207H50V208H48V200H53V201H56V199H59V194L58 193H52V194H48V193H50V192H54V190H53V188H50V190H52V191H49V192H47L49 189V186H51V184L52 183H54L55 184V182H64V184H65V182L67 181V182H69L68 181V179H69V177L70 178H72L73 176V174H74V172L73 171H75V169L77 170V168H78V170L77 171H79V169H81L80 170V172H82V171H85V170H83V168L84 167H86L85 169L86 170H89L88 168V165L90 164V163H92V164H90V166L91 165H93V163L95 162L96 164L98 163V164H100V162H101V164L100 165H98L99 166V168H97V167H95L96 166V164H95V169H96V171H95V173H90V174H88V175H90V176H87V177H84V176H82L83 178L82 179H79V178H81L80 176L82 175H78V173H76L77 174V176H79V178L77 179V181H76V183L74 184L73 183V185H70V187H68L67 188V186L62 190V194L61 195H67V196H69V198H70V203H71V205H70V208H71V210L70 211H68V212H71V215H74V220H73V222L70 220V222L69 223H71V225H70V228H72V229H76V228H79L80 227V225H83V223L81 222L82 220H81V218H80V216L82 215L81 213H86L85 211H86V209L88 208V206H87V208H86V205L87 204H89L88 202L89 201H91L92 199H93V201L95 200V202L97 201L96 199H100L101 200V202H102V200H104L106 203H107V205L108 204H111V205H113L112 203H115V205L118 203V202H120V201H127L126 199H124L123 198V195H125L126 196V194L128 195V196H126L127 197V199H129V198H136V199H138L139 197H141L142 196V194H141V191H140V189H139V184H137V182L139 181V179H140V177H139V179L138 180H136L133 176V171L136 169V168H138V167H136L135 166V162L140 158H142V157H140V156H142V155H140V153L141 152H139V154H137V152L136 153H134V152H128V153H123L122 155H121V159L120 160H118V159H111V158H108V155L107 156H104V157H102V158H99L98 156H96L95 155V157H94V155H93V157H88V158H84V159H78L79 157H77V159H78V161H76V157H75V161L73 162V163H71V164H69V162H71V159H70V161H69V159H68V166L67 167H65L64 168V174H63V176L60 178V180H57L56 181V179H58V176L56 177L55 175H53V176H55L56 177V179H55V177L53 178L52 177V180L53 179H55V181L53 180L52 182H51V180L49 179L50 178V175H51V173H53L54 171H56L55 169H57L58 168V165H55L56 164V160H54L53 159V152L54 151H52L51 150V152H48V156H46L45 155V157L44 156H40V158L39 157H36V159H33V158H31V157H29L24 151ZM27 150V152H28V149H26ZM115 150H116V148H115ZM114 150V151H115ZM120 150V151H121ZM131 150V149H130ZM138 150V151H139ZM4 151V150H3ZM9 151V150H8ZM10 151H12V150H10ZM10 151L9 152H7V153H10ZM36 151V150H35ZM35 151H33V153L35 152ZM37 151H38V149H37ZM41 151V150H40ZM43 151V150H42ZM44 151H45V149H44ZM67 151V150H66ZM103 151V150H102ZM116 151H118V149L116 150ZM133 151V150H132ZM173 151V150H172ZM59 152V151H58ZM63 152V151H62ZM75 152V151H74ZM29 153V152H28ZM53 153V154H52ZM95 153V152H94ZM113 153V152H112ZM117 153V152H116ZM116 153H113V154H116ZM148 153V154H147ZM153 153V152H152ZM151 153V154H152ZM2 154V153H1ZM67 154V153H66ZM73 154V153H72ZM75 154H76V152H75ZM106 154H108V153H106ZM111 154V153H110ZM111 155L110 157H114V155ZM168 154V153H167ZM169 154H171V152H169ZM168 154V155H169ZM7 155V154H6ZM5 155V156H6ZM60 155H63V154H60ZM68 155V154H67ZM74 155V154H73ZM104 155H105V153H104ZM165 155V154H164ZM173 155V154H172ZM57 156H58V154H57ZM72 156V155H71ZM78 156V155H77ZM2 157H3V155H2ZM2 157H1V155H0V158L2 159ZM58 157H60V156H58ZM68 157V156H67ZM74 157V156H73ZM107 157V158H106ZM35 158V157H34ZM66 158V157H65ZM64 158V159H65ZM71 158V157H70ZM146 158H147V156H146ZM166 158H167V155H166ZM169 158L170 157H168V160H169ZM4 159V158H3ZM61 159V158H60ZM63 159V160H64ZM165 159V160H164ZM8 160V159H7ZM142 160H144V159H142ZM141 160V161H142ZM196 160V159H195ZM59 161V160H58ZM62 161V160H61ZM88 161H93V162H89V164H88ZM145 161H147L146 159H145ZM6 162V161H5ZM15 162V161H14ZM60 162V161H59ZM139 162H140V160H139ZM197 162V161H196ZM195 163V162H194ZM198 163H199V161H198ZM7 164V163H6ZM62 164V163H61ZM64 165H66L65 164V162L63 163ZM86 164H87V166H86ZM138 164V163H137ZM1 165V164H0ZM5 164L3 163V168L4 167H7V168H4V169H7L8 170V165H5ZM2 166V165H1ZM1 166H0V168H1ZM10 166V165H9ZM142 166V167H143ZM57 167V168H56ZM62 168V167H61ZM139 168L138 169H136L135 170V172L137 173V170H139ZM176 168H177V170H176ZM2 169V168H1ZM0 169V171H2ZM11 169V168H10ZM10 169L8 170V171H6L7 173H10ZM59 169V168H58ZM94 169V170H95ZM12 170V169H11ZM92 170H93V167H92ZM202 170V171H201ZM211 170H212V172H211ZM4 171V170H3ZM58 171V170H57ZM227 171V172H228ZM13 172V171H12ZM89 172V171H88ZM92 172V171H91ZM224 172V171H223ZM2 173H4V172H2ZM6 173V174H7ZM56 173V172H55ZM73 173V174H72ZM136 173H134L135 175H136ZM230 173H232V171L230 172ZM236 173V172H235ZM0 174H1V172H0ZM13 176H15L16 177V173H11ZM10 174V175H11ZM15 174V175H14ZM80 174V173H79ZM83 174H85L84 172H83ZM138 174V173H137ZM139 174H140V171H139ZM138 174V175H139ZM157 174H159L160 176H161V179H157L156 178V175ZM205 174V172L203 173V175ZM224 174V173H223ZM239 174V173H238ZM2 175H4V174H2ZM9 175V174H8ZM138 175H136V176H138ZM207 175V174H206ZM205 175V176H206ZM213 175V174H212ZM221 175V174H220ZM226 175H228V174H226ZM232 175V174H231ZM230 175V176H231ZM13 176H12V178H13ZM75 176V175H74ZM77 176H75V177H77ZM158 176V175H157ZM204 176V177H205ZM9 178H10V176H8ZM176 177H179L178 178V180H175V183L173 182L174 181V179H176ZM232 177H234L233 175H232ZM239 178H240V176H238ZM237 177V178H238ZM1 178H2V176H1ZM74 178V177H73ZM71 179L72 181L73 180H75V178L74 179ZM148 178H150V179H148ZM209 178V177H208ZM8 179V178H7ZM171 179H173L172 181H171ZM231 179V178H230ZM241 179V178H240ZM1 180V179H0ZM6 180V179H5ZM4 180V181H5ZM12 180V179H11ZM48 180H50V182L48 181ZM206 180V178L204 179V181ZM243 180V179H242ZM3 181V180H2ZM7 181V180H6ZM137 181V182H136ZM206 181H209V180H206ZM233 181H234V179H233ZM12 182V181H11ZM13 182H15V181H13ZM13 182H12V184H13ZM173 182V183H172ZM200 182V183H199ZM210 182V181H209ZM208 182V183H209ZM7 183H9V181L8 182H6V184ZM18 183V182H17ZM139 183V182H138ZM241 183V182H240ZM0 184H1V182H0ZM5 183L3 182V184L2 185H4ZM11 184V183H10ZM9 184V185H10ZM11 184V185H12ZM56 184H58V183H56ZM68 184V183H67ZM66 184V185H67ZM70 184V183H69ZM14 186H15V184H14ZM13 186V187H14ZM58 186H59V184H58ZM138 186V189H136V187ZM144 186V185H143ZM153 186V185H152ZM1 187V186H0ZM53 187V186H52ZM56 187H57V185H56ZM56 187H54V188H56ZM60 187H63V186H59V188L58 189H60ZM157 187V188H158ZM218 187V185L216 186V187H214V188H217ZM5 188H10V186H8V187H5ZM132 188V190H130V189ZM150 188V187H149ZM157 188H154V189H157ZM2 189V188H1ZM151 189H152V187H151ZM10 190V189H9ZM56 190V189H55ZM61 190V189H60ZM127 190L129 191L128 193H127ZM145 190V189H144ZM207 190V191H206ZM217 190H218V188H217ZM2 191V190H1ZM5 191V190H4ZM3 191V192H4ZM7 191V190H6ZM9 191H7V193H8ZM58 192H60V191H58ZM144 192V191H143ZM146 192V191H145ZM150 192H152V191H150ZM160 192V191H159ZM159 192H157V193H159ZM9 193H11V192H9ZM8 193V194H9ZM126 193V194H125ZM217 193V192H216ZM224 193V195H226L225 193H227L226 192V190L223 192ZM5 194V192L3 193V195ZM7 194V195H8ZM59 196H58V195ZM123 194V195H122ZM151 194V193H150ZM230 194V193H229ZM160 195V193L158 194V196ZM162 195V196H163ZM236 194H234V196H235ZM152 196V195H151ZM161 196V197H162ZM237 196V195H236ZM242 196V195H241ZM61 197V196H60ZM156 197H157V195H156ZM160 197V196H159ZM164 197V196H163ZM200 197H202V199L204 198V197H207L206 199H204V200H200ZM223 197V196H222ZM226 197V196H225ZM243 197V196H242ZM245 198H246V196H244ZM251 197V196H250ZM256 197V196H255ZM255 197H253V198H255ZM63 198H65L66 199V197L64 196ZM158 198V197H157ZM41 200V202L39 203L38 202V200ZM99 199H98V201H99ZM144 199V198H143ZM159 199H161V198H159ZM163 199H166V197L165 198H163ZM242 199V198H241ZM154 201H155V199H153ZM169 200V199H168ZM168 200H166V201H168ZM249 200V199H248ZM59 201V200H58ZM60 201H62V199L60 200ZM104 201H103V203H104ZM132 201V200H131ZM92 202V201H91ZM94 202V203H95ZM143 202V201H142ZM152 202V201H151ZM170 202V201H169ZM169 202H167V203H169ZM171 202H172V200H171ZM177 202V201H176ZM256 202V201H255ZM63 201H62V205H63ZM105 203V204H106ZM173 203H174V201H173ZM179 203V202H178ZM99 204H100V202H99ZM102 204V203H101ZM100 204V205H101ZM129 204V203H128ZM131 204V203H130ZM147 204V203H146ZM152 204H155V203H152ZM158 204V203H157ZM163 204V203H162ZM165 204V203H164ZM171 204V203H170ZM174 204H176V203H174ZM65 205V204H64ZM103 205V204H102ZM106 205V206H107ZM118 205H120V204H118ZM121 205H123L122 203H121ZM161 205V204H160ZM167 205V204H166ZM172 205V204H171ZM178 205V204H177ZM176 205V206H177ZM251 205H253V204H251ZM257 205H259V204H257ZM106 206H104V207H106ZM109 206L110 205H108V208H109ZM165 206V205H164ZM170 205L168 204V206H167V208L169 207ZM175 206V207H176ZM62 207V206H61ZM148 207V206H147ZM161 207V206H160ZM172 207L173 208H175L173 205H172ZM171 207V208H172ZM178 207V206H177ZM261 207V206H260ZM63 208H66V207H63ZM62 208V209H63ZM68 208V207H67ZM159 208V207H158ZM166 208V209H167ZM179 208H180V206H179ZM102 209H104V208H102ZM105 209H107V207L105 208ZM104 209V210H105ZM152 209V208H151ZM177 209V208H176ZM60 209H58V211H59ZM163 210V209H162ZM162 210H160L161 211V213H162ZM165 210V209H164ZM164 210H163V213H164ZM175 210V209H174ZM254 210V211H253ZM67 211H66V209L64 210L63 209V214H65V212H66V216H67ZM159 210H158V213L160 212ZM168 211H169V208H168ZM52 212V213H53ZM61 212V216H60V218H59V215H58V217H56V219L58 218V219H61V217H62V211H60ZM157 212V211H156ZM193 212H192V214H193ZM59 213V212H58ZM165 213H166V210H165ZM57 214V213H56ZM70 214V213H69ZM78 214H79V216H78ZM243 215V216H242ZM32 216V215H31ZM52 216V215H51ZM65 216V217H66ZM153 216V215H152ZM165 216H167V215H165ZM165 216L163 215V217L165 218ZM172 216V215H171ZM170 216V217H171ZM242 216V217H241ZM68 217H70V216H68ZM67 217V218H68ZM83 217V216H82ZM162 217V216H161ZM162 217V218H163ZM173 217V216H172ZM188 217H190V216H188ZM17 218V219H16ZM63 218H64V215H63ZM62 218V219H63ZM154 218V217H153ZM159 218V217H158ZM168 218V220H170L169 219V217H167ZM8 219V218H7ZM12 219V220H13ZM32 219V220H31ZM52 219V218H51ZM54 219V218H53ZM55 219V220H56ZM19 220V221H18ZM65 220V219H64ZM69 221V219H66L65 221ZM159 220V219H158ZM175 220V217H174V219L173 220H171V221H174ZM177 220V219H176ZM188 220H189V218H188ZM190 220H192V219H190ZM194 220V219H193ZM199 220V221H200ZM3 221V220H2ZM9 221H11L10 219H9ZM23 221V220H22ZM21 221V222H22ZM62 221V220H61ZM61 221H59V223L58 224H60V222ZM219 221V220H218ZM217 221V222H218ZM220 221H219V223H220ZM8 222V221H7ZM20 222V223H21ZM42 222L44 223V222H46V223H44V224H42ZM50 222H48V223H50ZM56 222H57V220H56ZM63 222V221H62ZM61 222V223H62ZM216 222V221H215ZM214 222V223H215ZM14 223V222H13ZM16 224L15 223V225L13 226V224H12V227H11V222H9V224H7V223H5V222H2L1 223V220H0V227H2L1 229H0V239H2V238H5V237H7V238H9L10 239V241H11V236H14V235H16L17 237H20L19 235V233L20 232H22V231H24V229L26 228V224ZM24 223H25V221H24ZM64 223H66L65 225H68L67 223L68 222H64ZM123 223V222H122ZM130 223V222H129ZM132 223V222H131ZM156 223H158V222H156ZM216 224V223H215ZM5 225H7V227L5 226ZM39 225V226H40ZM48 225V224H47ZM120 225V224H119ZM203 225H204V223H203ZM223 224H221V226H222ZM3 226H4V228H3ZM53 226H56V225H52V227ZM57 226H59V225H57ZM56 226V227H57ZM62 226V225H61ZM129 226H131L130 224H129ZM135 226V225H134ZM213 226V225H212ZM224 226V225H223ZM11 227V228H10ZM27 227H28V225H27ZM31 227V226H30ZM52 227H50V230H51V228ZM55 227V228H56ZM60 227V226H59ZM216 227H218V226H215V227H213L214 229L216 228ZM220 227V226H219ZM41 228V227H40ZM46 228V227H45ZM128 228V227H127ZM203 228V227H202ZM224 228V227H223ZM263 230H264V227H261ZM209 229H210V227H209ZM209 229H208V232H209ZM217 229V228H216ZM222 228H220L219 230H221ZM262 229H260V230H262ZM36 230V229H35ZM39 230V229H38ZM47 230V229H46ZM204 230V229H203ZM58 231H59V229H58ZM205 231V230H204ZM222 231V230H221ZM31 232V231H30ZM32 232H36V231H34V230H32ZM51 232V231H50ZM77 232V231H76ZM203 232V231H202ZM214 232V231H213ZM224 232V231H223ZM223 232H221L222 234H223ZM226 232V231H225ZM225 232H224V234H225ZM262 232V231H261ZM37 233V232H36ZM61 233V232H60ZM204 234H205V236L207 235L206 233L207 232H203ZM220 233V234H221ZM227 233V232H226ZM251 233V232H250ZM254 233V232H253ZM29 234V233H28ZM31 234H33V233H31ZM31 234H30V236H27V239L28 240H30L29 238L30 237H32L31 236ZM51 234H52V232H51ZM130 234V233H129ZM203 234V235H204ZM210 234H212V233H209V235ZM220 234H218V235H220ZM221 234V235H222ZM228 234V233H227ZM227 234H226V236H227ZM26 235H27V233H26ZM34 235V234H33ZM48 235H50V233L48 234ZM77 235V234H76ZM218 235H216V236H218ZM220 235V236H221ZM249 235V234H248ZM257 235H259V234H257ZM15 236V237H16ZM45 236H47V235H44V237ZM58 236V235H57ZM69 236H73V234L72 235H68V237ZM213 236V235H212ZM224 236V235H223ZM222 236V237H223ZM63 237V236H62ZM74 237H76V236H74ZM211 237V236H210ZM222 237H219L220 239H222ZM250 237H251V235H250ZM262 237V236H261ZM12 238H14V237H12ZM46 238V237H45ZM44 238V239H45ZM48 238V237H47ZM46 238V239H47ZM67 238V237H66ZM70 238V237H69ZM68 238V239H69ZM206 238H208L209 239V236H206ZM217 238V237H216ZM218 238V239H219ZM227 238V237H226ZM260 238V237H259ZM17 239V241L19 242L20 240H22V237H20V238H16ZM16 239L15 240H13V241H16ZM19 239V240H18ZM25 237H24V239L22 240V241H25ZM26 239V241H28ZM43 239V241H45ZM50 240L51 239H54V238H49ZM49 239H47V240H49ZM73 239V238H72ZM212 239V238H211ZM261 239V238H260ZM63 240V239H62ZM210 240V239H209ZM213 240H216V239H213ZM212 240V241H213ZM222 240H225L226 241V239L224 238V239H222ZM241 240V239H240ZM249 240V239H248ZM251 240V239H250ZM6 241V243L8 242L7 240H5ZM5 241H4V243H5ZM13 241H11V243L13 242ZM41 241V240H40ZM43 241H42V243H43ZM53 241H55V240H53ZM66 241V240H65ZM70 241V240H69ZM74 241H75V239H74ZM78 241H79V239H78ZM206 241H207V239H206ZM211 241V240H210ZM228 241H230V240H228ZM236 241L238 242V240L236 239ZM17 242V243H18ZM21 242V241H20ZM19 242V243H20ZM30 241H28V243H29ZM47 242V241H46ZM46 242H45V244H46ZM219 242V241H218ZM221 242V241H220ZM227 242V241H226ZM252 242V241H251ZM263 242V241H262ZM10 243V242H9ZM8 243V247H9V249L7 248V250H6V252H8V251H12V249L14 248V247H11V246H13L14 244L13 243H16V242H13L12 244L13 245H11L10 246V244ZM22 243V242H21ZM48 243V242H47ZM64 243V242H63ZM215 243H217L216 241H214V244ZM223 243V242H222ZM222 243H220V244H222ZM232 243V242H231ZM34 244H37V243H34ZM45 244H43V245H45ZM227 244H228V242H227ZM244 244H247L246 242L244 243ZM251 244V243H250ZM33 245V244H32ZM40 245V244H39ZM39 245H37V247L39 246ZM168 245H170V244H168ZM218 245V244H217ZM239 245V244H238ZM262 245V244H261ZM36 246V245H35ZM73 246H75L74 244L72 245V247ZM219 246V245H218ZM216 247V248H219V247H221V246H219V247ZM241 246H243V245H241ZM241 246H239V247H241ZM249 246V245H248ZM252 246V245H251ZM0 247H2L1 245H0ZM30 247H31V245H30ZM32 247H34V246H32ZM41 247H42V245H41ZM214 247H215V245H214ZM227 247V246H226ZM244 247V246H243ZM250 247V246H249ZM29 248V247H28ZM225 248V247H224ZM246 248V247H245ZM248 248V247H247ZM246 248V249H247ZM1 250L3 249V247L2 248H0ZM11 249V250H10ZM32 249V248H31ZM73 249V248H72ZM76 249V248H75ZM245 249V250H246ZM251 249V248H250ZM4 250V249H3ZM2 250V251H3ZM5 250H4V252H3V254H4V259L5 260H3L2 259V257H3V255H2V257H0V259H2V260H0V261H2V262H7V257H8V255H13V257L15 256V254H16V256H18L17 255V253H15L14 252V254L13 253H9L8 252V255H7V253H5ZM220 250V249H219ZM231 250V249H230ZM235 250V249H234ZM245 250H243V251H245ZM2 251H0V256H1V252ZM221 251H222V249H221ZM226 251H227V249H226ZM238 251V250H237ZM241 251H242V248H241ZM248 251V250H247ZM247 251H245V252H247ZM22 252H24V251H21V253ZM225 252V251H224ZM223 252V253H224ZM228 252L230 253V251L228 250ZM227 253V252H226ZM242 253V252H241ZM5 254L7 255V256H5ZM232 254H234V253H232ZM243 254H244V252H243ZM240 255V253H239V256L240 257H242V256H245V255ZM246 254H248V253H246ZM252 254V253H251ZM250 254V255H251ZM235 255V254H234ZM220 256H221V254H220ZM225 256V255H224ZM230 256V255H229ZM248 256V255H247ZM6 257V258H5ZM108 257V256H107ZM216 257V256H215ZM214 257V258H215ZM228 257V256H227ZM226 257V258H227ZM231 257V256H230ZM261 257H264L263 255L261 256ZM218 258H221V257H218ZM232 258V257H231ZM247 258V257H246ZM245 258V259H246ZM9 259H11V256H9L8 257V260ZM13 259V258H12ZM237 259V258H236ZM242 259V258H241ZM244 259V258H243ZM248 259V258H247ZM251 259H252V256H251ZM259 259V258H258ZM213 260H215V259H213ZM216 260H220V261H222V259H216ZM215 260V261H216ZM224 260V259H223ZM229 260V258L227 259V261ZM238 261H239V259H237ZM11 261V260H10ZM124 261V260H123ZM234 261V260H233ZM241 261V260H240ZM239 261V262H240ZM243 261H245V260H243ZM248 261H249V259H248ZM253 261V260H252ZM9 262V261H8ZM110 262V261H109ZM213 262V261H212ZM231 262V261H230ZM257 262V261H256ZM263 261H261V263H262ZM1 263V262H0ZM220 263V262H219ZM218 263V264H219ZM223 263V262H222ZM225 263H226V261H225ZM232 263V262H231ZM237 263V262H236ZM235 263V264H236ZM244 263V262H243ZM242 262H241V264H243ZM250 263H251V261H250ZM255 263V262H254ZM253 263V264H254ZM264 263V262H263ZM2 264V263H1ZM5 264V263H4ZM94 264V263H93ZM119 264V263H118ZM121 264V263H120ZM123 264H125V261L123 262ZM126 264H129L128 263V261L126 262ZM143 264H145V263H143ZM214 264V263H213ZM224 264V263H223ZM247 264H248V262H247ZM257 264H258V262H257ZM260 264V263H259Z\"/></svg>", "mask_w": 264, "mask_h": 264}]
</instances>
